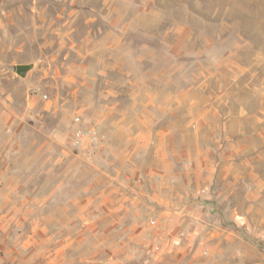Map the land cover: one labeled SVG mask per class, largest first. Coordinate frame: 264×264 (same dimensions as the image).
I'll use <instances>...</instances> for the list:
<instances>
[{
	"label": "rangeland",
	"instance_id": "rangeland-1",
	"mask_svg": "<svg viewBox=\"0 0 264 264\" xmlns=\"http://www.w3.org/2000/svg\"><path fill=\"white\" fill-rule=\"evenodd\" d=\"M18 64L34 66L21 77ZM132 88L139 96L188 99L184 117L191 127L204 118L225 125L220 145L229 150L214 153V161L221 162L216 172L227 174L218 181L227 194L216 197L208 216L212 224H238L264 246V0H0L2 156L10 150L3 148L5 124L28 125L11 185L23 203H11V195L0 200V264H125L91 259L84 240L75 248L59 243L56 229L45 228L38 199L64 180L78 188L85 183L84 174L61 177L69 169L55 164L61 151L47 133L61 128L72 149L74 117L80 116L81 127H98L105 150L91 163L74 153L85 167L109 166L102 155L116 161L121 140L133 134L116 124L141 117L129 107L125 89ZM207 109L218 110L221 119ZM188 206L179 211L188 215ZM81 220L76 229L55 234L82 235ZM147 222L156 226L158 217ZM184 236L179 229L175 243Z\"/></svg>",
	"mask_w": 264,
	"mask_h": 264
},
{
	"label": "crops",
	"instance_id": "crops-1",
	"mask_svg": "<svg viewBox=\"0 0 264 264\" xmlns=\"http://www.w3.org/2000/svg\"><path fill=\"white\" fill-rule=\"evenodd\" d=\"M125 90L131 95V113L141 117L130 124H116L118 129L133 132L121 140L123 151L117 156V165L102 155L108 168L94 164L85 167L83 159L66 144L67 135L61 128L47 133L56 138L54 146L61 151L55 164L69 169L61 177L67 174L69 178L73 172L84 174L85 183L78 188L64 180L48 197L38 199L41 217L47 222L45 228L53 227L57 233L68 226L76 229L81 216L85 228L82 235L68 238L54 232L53 236L71 247L84 240L91 259L102 257L125 264H264V246L236 229L238 224L233 226L227 220L212 224L208 216L214 201L218 202L216 197L226 193L218 181L227 174L216 172L221 162L214 161V153L225 156L229 150L220 145L225 125L204 118L191 127L189 118L184 117L189 115L190 108L185 107L188 99L172 101L151 93L139 96L133 88ZM121 104L117 105L119 115H125ZM206 111L212 118L222 117L218 110ZM178 115L181 117L173 118ZM5 127L9 134L3 148L10 150L7 148V156L0 153V200L11 195L8 201L22 205L23 195L14 198L11 185L19 170L28 125H15L13 120ZM57 132L63 134L60 140ZM101 148L103 152L105 147ZM185 204L191 208L188 215L186 210L179 211ZM150 216L158 217V225L147 222ZM179 229L185 236L177 245Z\"/></svg>",
	"mask_w": 264,
	"mask_h": 264
},
{
	"label": "built area",
	"instance_id": "built-area-1",
	"mask_svg": "<svg viewBox=\"0 0 264 264\" xmlns=\"http://www.w3.org/2000/svg\"><path fill=\"white\" fill-rule=\"evenodd\" d=\"M81 117L75 116L73 122V130L70 135L72 148L83 154L87 162H94L97 158L98 151L102 142V136L98 131L97 126L89 128L81 127ZM89 163V164H90ZM152 223H156L152 220ZM184 235V234H183ZM182 235V236H183Z\"/></svg>",
	"mask_w": 264,
	"mask_h": 264
},
{
	"label": "water",
	"instance_id": "water-1",
	"mask_svg": "<svg viewBox=\"0 0 264 264\" xmlns=\"http://www.w3.org/2000/svg\"><path fill=\"white\" fill-rule=\"evenodd\" d=\"M33 64H18L16 73L21 77H26L27 73L33 68Z\"/></svg>",
	"mask_w": 264,
	"mask_h": 264
}]
</instances>
